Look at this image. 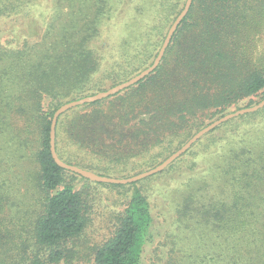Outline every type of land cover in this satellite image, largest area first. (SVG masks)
I'll list each match as a JSON object with an SVG mask.
<instances>
[{"label": "trees", "instance_id": "1", "mask_svg": "<svg viewBox=\"0 0 264 264\" xmlns=\"http://www.w3.org/2000/svg\"><path fill=\"white\" fill-rule=\"evenodd\" d=\"M150 1L128 8L140 13L149 3L166 24L185 2ZM43 2L47 13L34 14ZM121 4L0 0V18L13 16L12 29L0 20V264H57L87 225L86 199L66 176L91 180L55 163L49 129L61 104L152 63L162 41L150 38L156 25L142 27L132 18L118 60L100 69L93 42ZM263 30L264 0H192L153 72L58 117V156L110 176L160 163L200 128L256 103L253 97L264 89V53L252 52ZM148 42L155 46L143 49ZM261 112L264 107L221 123L150 175L178 161V196L166 201L173 211L166 234L136 185L141 179L126 183L133 188L115 231L91 264H145L152 248L151 264H264V127L246 124ZM161 245L168 248L164 257L158 256Z\"/></svg>", "mask_w": 264, "mask_h": 264}, {"label": "rangeland", "instance_id": "2", "mask_svg": "<svg viewBox=\"0 0 264 264\" xmlns=\"http://www.w3.org/2000/svg\"><path fill=\"white\" fill-rule=\"evenodd\" d=\"M122 1L123 4H121L120 5L121 7L117 11H115L116 13L113 14V18L108 23L103 24L101 27H98V31L100 32V34L96 42H93L95 47H97L99 50V59H100L99 67L101 70L105 66V64H107L109 61H115V59L118 60L117 58L118 49L120 48L119 42L122 38L126 39L130 37L129 35L131 33V24L134 20L136 21L138 20V24L141 25L142 27H151V25L155 23L154 25H156V29L154 31V35H151L150 38L152 41H154V44H156L158 40L161 38L162 39L161 44H162L168 28L175 19V18L174 19L168 18L169 20L165 24L166 20L162 21V17H161L162 15L159 14L160 11L157 12V10L154 7L151 8L150 7L151 4L150 5L149 3L144 4L142 11L139 13L136 10L133 9L130 10L128 8V4L134 6L136 3L139 4L142 0H122ZM151 2L152 0L150 1V3ZM80 3L89 4V2H83V1H80ZM35 7L36 8L34 9L33 12L34 14L36 15L46 14L47 9L49 8V3L43 2L41 5H37ZM78 8H79V4L78 6L74 7V10L77 11ZM63 10H67V7L63 8ZM17 16H19L18 18L19 20L21 18L22 20H24L23 14H19ZM11 17L3 16L2 18H0V20L3 21L4 24H6L9 29H12L11 25H9V22L11 21L10 20ZM132 18L135 19L133 20ZM132 28L134 29V27ZM15 29L17 32L18 31L17 28ZM20 34H24V30H21ZM154 44L152 45L150 42H148L143 49L146 48V50H150L152 49V46H155ZM160 46H158V50ZM130 48L131 47H129L128 45L126 49L130 50ZM262 53H264V30L261 32V34L258 35L257 43L254 47V51L252 52V54L253 57H256ZM236 61L238 62V64L244 63L243 61L240 60L239 57L236 59ZM147 63L148 60H146V67H147ZM111 83H112L111 80H103V84H101V86L97 85V87H102L104 88L103 90H106L112 87ZM99 91L102 90H97L95 92L91 91V92L95 94ZM253 98L256 103H258L261 100V98L263 99L264 89L261 94ZM256 103H252L251 105H254ZM252 123H256V127H264V112L257 114L254 120H251L246 124H252ZM173 166L174 167L166 170L165 172L156 174L154 176H149L146 179H141L136 183V185L140 187L141 190L149 198L154 210V214L157 215L156 219L158 220L157 222L159 224V230L163 234L164 233L166 234V232L169 231V229L171 228L170 225L172 223L173 211L172 209H170V206H167V202L170 203V200L173 201L174 198L178 196L176 193V191L178 190V176L175 173V171L178 170V161H176L175 165ZM118 175L119 174L112 177H129V175L126 176H118ZM66 179L67 181L72 182L75 185V187L79 191H81L83 197L86 199V204L89 209L87 213L88 221L83 233L78 238L68 243V246L71 250L68 256L57 264H91L96 248L100 246L102 243H104L114 233L119 220L118 217L121 214V211L125 203L127 202L129 194L131 193L133 187L131 184L114 186L103 182L98 183L94 181H85V180H81L79 177L76 176L74 177L70 174L66 176ZM152 249L148 251L147 254L148 260L145 261V264H151L152 262L151 257L153 258L155 255ZM167 249L168 248L166 246L161 245L158 256L164 257L167 252ZM15 257L17 260L18 257L20 256L16 254ZM155 264H161V262L159 260H156Z\"/></svg>", "mask_w": 264, "mask_h": 264}, {"label": "water", "instance_id": "3", "mask_svg": "<svg viewBox=\"0 0 264 264\" xmlns=\"http://www.w3.org/2000/svg\"><path fill=\"white\" fill-rule=\"evenodd\" d=\"M191 3H192V0H185L182 9L176 15L172 24L168 28L167 33L163 39V42H162L156 56L154 57V59L150 65H148L146 68L142 69L139 73L133 75L132 77H130L129 79H127L121 83H118V84H116V85H114V86H112L106 90L99 91L95 94L87 95V96H84V97L79 98V99H74V100H70L68 102H65V103L61 104L54 111L52 118H51L50 129H49V149H50V153H51L52 158L54 159L55 163L58 166L65 168L69 171L75 172V173L87 178L88 180L95 181V182L114 183V184L131 183V182L137 181L139 179H142L144 177L155 174L159 171H162L171 162H173L175 159H177L179 156H181L186 150H188L195 141H197L200 137H202L204 134H206L210 130L214 129L215 127H217L221 123H223V122H225L231 118H234L236 116L243 115V114L249 113V112H254V111L264 107V98H263L258 103L254 104V105H251L248 107H243V108L237 109L235 111L224 114L223 116L215 119L214 121L210 122L206 126L199 129L197 132H195L182 146H180L178 149L173 151L163 161H161L160 163H158L154 167H152L148 170L142 171L140 173L134 174V175L129 176V177H112V176H107V175H101V174H98L92 170L85 169L83 167L77 166V165L72 164V163H68L58 156V154L56 152V148H55V130H56V123H57L58 117L62 113H64L65 111H67V110H69L75 106L82 105V104L89 103V102H93V101L105 98L107 96H110L114 93H117V92L129 87L130 85L136 83L137 81L144 78L146 75L150 74L151 72H153V70L160 63V61L164 55V52H165V50H166V48H167V46L171 40L173 33L176 30L177 26L181 22L182 18L187 14Z\"/></svg>", "mask_w": 264, "mask_h": 264}]
</instances>
